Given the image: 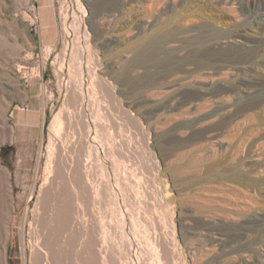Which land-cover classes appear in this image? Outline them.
Masks as SVG:
<instances>
[{"label":"rangeland","instance_id":"1","mask_svg":"<svg viewBox=\"0 0 264 264\" xmlns=\"http://www.w3.org/2000/svg\"><path fill=\"white\" fill-rule=\"evenodd\" d=\"M83 26L86 84L115 119L98 113L117 141L113 195L96 192L104 173L78 114ZM30 96L43 136L16 143L12 113ZM121 194L148 264H168L164 241L171 264H264V0H0V264H37L66 213L85 241L57 228L56 264H131Z\"/></svg>","mask_w":264,"mask_h":264},{"label":"bare ground","instance_id":"2","mask_svg":"<svg viewBox=\"0 0 264 264\" xmlns=\"http://www.w3.org/2000/svg\"><path fill=\"white\" fill-rule=\"evenodd\" d=\"M77 8H78V15L77 16L81 19L85 16V12H84L81 5L78 4ZM80 34H81V37L83 38V42H82V44L77 43V45L75 46V52L80 55L76 69L77 70L81 69L80 66H81V63L83 62V67L85 69V72L87 73L88 78L85 79L84 77H81L79 79V83H80L79 91L82 93V95L80 97V101L78 104V114H81V115H79V118H80V116L81 117L84 116L85 120L84 121L82 120V121L87 123L86 126H87L88 130H87L86 139H87V144H88V152L92 151L94 153L95 162L100 166L102 173H104V174H101L100 180L98 181V184L95 187L96 192L98 193V191L101 188H105L106 190L108 189V191H110V194L113 195L114 189L115 188L118 189V187H119L117 182H116V180H117V175H116L117 164H116V160H115V155L117 153V143H116L117 141L115 138L113 140H110V141H105L103 139V130H102L101 126L105 125V119H102L98 115V113H99V111H101V114L104 115L105 118H108V120H109V122H111L112 126L115 122V119L111 116L110 110L108 109V107L104 108V109H102L103 108L102 107L100 109L99 108L100 106L97 107L95 105L94 100L92 99L91 86L89 84L87 85L86 81L91 83L94 80V76H93V74L90 73L89 68L91 65L94 64V60L96 58H94V59L90 58L89 60L86 59V54L84 53L83 46H85V41L87 39L88 32H87L85 26H83L81 28ZM87 117H88V120L86 119ZM90 128H92V131H90ZM62 129H63V120L61 118V115L55 114V116L53 117V119L50 123V131L53 133V137L55 135L58 136L61 133ZM51 140H52V138H51ZM54 144H56V143H54ZM54 144L52 146H54ZM113 200H114V202H116L115 204L119 205V207L117 209L118 216H119V227L121 230V235L123 237V241L127 247L128 254L131 257V264H148L146 257L149 258L151 250L147 249V247H144L145 245L142 246L143 244H141L140 235H141V233H143V231L141 232V230H140L139 222L135 221V215H133L132 213L129 212V210L127 208L126 200L122 194L120 195V197L118 199L119 201L117 199H113ZM117 201H118V203H117ZM76 208H77V211L82 209V204L78 201V199L76 200ZM1 210H2V208H1ZM49 211H50V209H49ZM47 212H48V210H47ZM73 219L74 218H73L72 213H66L63 216L62 221L59 224H56V229L55 228H49V229L47 228L48 230L46 229V232L43 233L42 241L39 242L38 245L34 249L35 250L34 251V258L37 260L36 261L37 264H56L55 257L53 255V245H54L55 239L58 235V229L57 228H61V227L67 228L68 227V229L70 230V234L72 236H75L79 241H85L84 240V238H85L84 224H83L80 216H76L75 221H73ZM262 219H264V218H262ZM45 222H46V220H45ZM51 225H52V223H51ZM4 230H6V229H4ZM148 243H150V242H148ZM153 245H155V244H153ZM163 246L165 249V254L167 256L166 263L171 264V261L168 259V257L170 256V252H169L170 248L167 247V241L163 242ZM144 253L146 254V256L143 255ZM176 254L180 255L179 252H176ZM23 256H24V251H23ZM180 259H182V258H180ZM78 263L79 264H88V262L86 260H84L82 255L80 256ZM150 263H152V262H150ZM95 264H99V261H97Z\"/></svg>","mask_w":264,"mask_h":264},{"label":"crops","instance_id":"3","mask_svg":"<svg viewBox=\"0 0 264 264\" xmlns=\"http://www.w3.org/2000/svg\"><path fill=\"white\" fill-rule=\"evenodd\" d=\"M29 100L25 110L12 113L13 139L16 143L36 142L43 136L44 117L35 97L30 96Z\"/></svg>","mask_w":264,"mask_h":264}]
</instances>
